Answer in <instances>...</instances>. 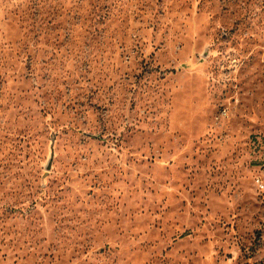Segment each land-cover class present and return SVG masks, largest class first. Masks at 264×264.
Wrapping results in <instances>:
<instances>
[{"label": "rangeland", "instance_id": "rangeland-1", "mask_svg": "<svg viewBox=\"0 0 264 264\" xmlns=\"http://www.w3.org/2000/svg\"><path fill=\"white\" fill-rule=\"evenodd\" d=\"M0 264H264V0H0Z\"/></svg>", "mask_w": 264, "mask_h": 264}, {"label": "water", "instance_id": "water-1", "mask_svg": "<svg viewBox=\"0 0 264 264\" xmlns=\"http://www.w3.org/2000/svg\"><path fill=\"white\" fill-rule=\"evenodd\" d=\"M51 157H52V153H51Z\"/></svg>", "mask_w": 264, "mask_h": 264}, {"label": "built area", "instance_id": "built-area-1", "mask_svg": "<svg viewBox=\"0 0 264 264\" xmlns=\"http://www.w3.org/2000/svg\"><path fill=\"white\" fill-rule=\"evenodd\" d=\"M262 186V185H261Z\"/></svg>", "mask_w": 264, "mask_h": 264}]
</instances>
